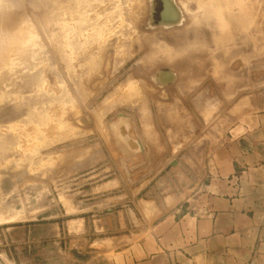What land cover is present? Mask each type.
<instances>
[{"label": "rangeland", "instance_id": "1", "mask_svg": "<svg viewBox=\"0 0 264 264\" xmlns=\"http://www.w3.org/2000/svg\"><path fill=\"white\" fill-rule=\"evenodd\" d=\"M262 112L264 0H0V264H84Z\"/></svg>", "mask_w": 264, "mask_h": 264}, {"label": "crops", "instance_id": "2", "mask_svg": "<svg viewBox=\"0 0 264 264\" xmlns=\"http://www.w3.org/2000/svg\"><path fill=\"white\" fill-rule=\"evenodd\" d=\"M233 133L210 165L185 157L194 176L176 168L180 194L145 199L135 189L124 208L95 221L84 264H264V112Z\"/></svg>", "mask_w": 264, "mask_h": 264}, {"label": "bare ground", "instance_id": "3", "mask_svg": "<svg viewBox=\"0 0 264 264\" xmlns=\"http://www.w3.org/2000/svg\"><path fill=\"white\" fill-rule=\"evenodd\" d=\"M166 14H167V12L165 11L164 15H166Z\"/></svg>", "mask_w": 264, "mask_h": 264}]
</instances>
